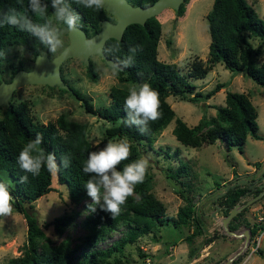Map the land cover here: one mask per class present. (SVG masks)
<instances>
[{"label":"trees","instance_id":"16d2710c","mask_svg":"<svg viewBox=\"0 0 264 264\" xmlns=\"http://www.w3.org/2000/svg\"><path fill=\"white\" fill-rule=\"evenodd\" d=\"M127 1L133 5L145 6L154 0ZM185 1L183 0L177 9H174L176 15L183 13ZM46 2L49 3V12H51L50 0H46ZM68 2L72 9L80 15L81 27L87 35L99 29L102 18L110 19L104 9L93 11L78 6L74 0H68ZM27 6L28 0H22V3H18L17 0H0V10L16 8L18 11H27ZM29 15H31L30 12ZM33 19L39 22L38 18L33 17ZM205 20L209 35L206 65L195 64L191 67L193 73H188V76L201 78L207 69L219 61L228 70L242 72L264 87V58L259 63L255 62L261 45H264V19L257 15L252 5L247 0H212L211 6L205 12ZM159 34L160 22L153 15L147 17L143 24L135 22L127 24L120 39L109 37L105 39L102 47V49H107L118 42L121 46L120 53H104L116 61L126 56L130 47L139 46L134 65L122 71L116 76V79L118 82H130L133 86L147 82L159 93L162 117L155 122H150L147 132L142 133L136 126H129L125 123L127 113L123 105L128 88L117 83L111 84L108 90L109 102L93 108L89 98L69 84L71 87L69 91L81 101L85 111L92 112L109 123L104 128V138L116 136L127 139L131 144L132 155L120 165V168L122 169L125 164L139 159V151L135 145L141 144L143 141L150 144L154 135L171 119H173L172 134L178 142L184 145L199 146L200 137L203 136L206 143L219 140L226 148L234 145L241 151L247 134L253 138L261 139L262 136L257 132L255 108L248 94L243 91L225 90L224 103L215 105V114L207 119L200 118L191 126H188L180 117L175 116L174 110L165 99L168 94L178 95L180 99L191 102L202 101L222 87L223 82H216L205 91L193 90L194 84L188 80L184 73L179 71L175 63L157 58L156 45ZM254 38L258 39L255 45L252 43ZM38 41L31 34L20 32L10 25L0 26V56L6 47L20 45L34 58L35 54L39 52ZM170 42V39L165 40L167 46ZM8 66L10 76L16 69L22 67L19 62L17 65L8 63ZM85 72L91 80H95L96 71L90 59L85 65ZM37 135L43 138L41 147L46 152L54 153L58 162L63 156L71 158L68 168L61 166L59 172L55 173L56 180L66 187L69 199L78 203L87 196L85 183L90 177L82 171V166L91 147L85 136V123L69 120L63 113H59L53 120L38 122L29 115L24 100L9 102L0 117V170L6 171L9 177L3 178L0 175V180H5L9 184L14 198V208L22 212L25 218L26 242L20 254L9 257L0 264H118L119 258L109 261L108 257L112 252L121 251L126 242L133 241L139 234L151 231L152 236H155V228L168 221L174 224L191 223L194 225L185 237L187 241L193 235L201 232L203 219L199 214H196L190 199L179 187L182 184L181 176L188 172L186 163L179 161L171 171H165V176L179 185L175 191L186 201L184 205L178 207L175 216L165 214L163 203L151 192L153 176L148 169L145 180L136 186L134 194L122 206L119 215L111 217L97 205L96 210L86 216V224L91 230L93 239L102 238L108 230L115 228L118 221L125 224L127 227L125 232L109 245L101 249L93 248L79 252H75V249L69 247L67 242H62L57 246L39 247L38 238L43 233L36 217L27 208L32 207L31 201L37 196L51 189L52 173H49L45 168L42 169L39 176L33 177L31 174L23 172L17 163L22 146ZM253 163L255 166L259 164L258 161H253ZM231 170L232 176L235 175L234 180L240 178L233 168ZM262 174H264V170ZM24 175H28L26 183H22L20 179ZM234 180L225 183L223 188ZM260 188L254 186L251 189L247 183H235L233 186H227L210 203L214 208L219 206V210L224 215L234 203L244 201L247 196L255 194ZM245 209L242 208L229 219L228 227L230 229L236 228L237 221ZM69 218V215L64 214L54 217L52 219L54 229L61 232ZM258 224L252 223L246 226L249 239L253 238L259 229L264 228L263 224ZM189 254L191 255L192 252ZM229 264H237V257Z\"/></svg>","mask_w":264,"mask_h":264},{"label":"rangeland","instance_id":"374dc122","mask_svg":"<svg viewBox=\"0 0 264 264\" xmlns=\"http://www.w3.org/2000/svg\"><path fill=\"white\" fill-rule=\"evenodd\" d=\"M257 15L264 19V0H247ZM212 0H186L184 11L176 15L171 7L164 8L156 15L160 22V34L156 45V56L165 62L176 64L180 72L184 73L188 80L194 84L193 90L205 91L216 82H223V86L215 91L209 98L191 102L180 99L178 95L168 94L165 99L174 110L175 116L180 117L188 126L195 124L200 118L207 119L215 114V105L224 103L225 90L243 91L248 94L253 104L257 122V132L262 136L256 139L246 135L242 149L224 144L215 140L206 143L203 136L200 137L199 146L193 147L178 142L172 134L173 119H171L158 133L150 144L141 142L137 144L139 159L149 161V170L152 172L151 192L164 205V213L175 216L179 206L185 204V200L176 191L179 185L165 176V171H171L179 161L186 163L188 172L181 176L180 188L188 196L196 214H199L201 222V235H193L188 243L194 250V254H200L197 264H221L228 256L233 254L243 243L244 236L227 234L220 224V210L214 208L210 201L220 192L224 184L235 179L230 176L232 168L242 178L259 177L264 170V87L256 83L242 72H232L225 68L221 62H216L207 69L201 78H193L188 73H193L191 67L195 64L206 65L207 44L209 41L206 27L205 12L211 6ZM111 19L113 16L109 15ZM170 39L169 46L165 40ZM67 43V32L64 35ZM258 39H252L253 45ZM38 51L47 49L40 41L37 43ZM260 53L255 62L264 58V45H261ZM48 50V49H47ZM59 51V50H58ZM51 57L55 54L47 52ZM0 79L10 78L8 63L22 68H30L33 64V56L20 45L6 47L0 56ZM96 71L95 80H91L85 72V64L76 56L64 59L61 64V73L64 80L78 89L89 98L93 108H97L109 102V86L118 85L130 88V82H118L116 76L110 71H105L107 64L97 54H90ZM25 101L28 113L33 120L46 122L53 120L59 113H63L67 119L79 123H85V136L87 137L91 151L99 150L111 141L125 138H104V128L109 125L107 121L92 112L85 111L81 101L76 99L69 90H63L56 85L40 83L23 84L16 88L8 98L9 102ZM6 105H0V117L3 115ZM90 151V152H91ZM253 161H258L257 166ZM253 171H249L250 167ZM3 178L8 173L0 170ZM179 183V182H178ZM32 207L27 208L37 219L43 233L38 238L39 247L57 246L67 242L75 252L104 248L122 235L127 227L121 221L116 223L114 229L108 230L102 238H95L86 224V216L91 208V198L87 195L80 202L74 203L69 199L66 187L56 180L55 173L51 175V189L37 196L31 201ZM239 217L234 230L243 233L246 226L252 223L258 224L257 215L261 214L264 220V196L253 201ZM214 211L215 217L210 215ZM69 215V220L63 225L61 232H57L52 224V219L58 215ZM260 223V222H259ZM263 224L264 223H260ZM259 225V224H258ZM193 224L182 225L168 221L158 225L155 236L152 232L139 234L133 241L126 242L121 251L112 252L109 261L119 258L118 264H172L173 245L176 248H184L186 235L190 233ZM259 242L254 249L253 239H248L243 250L236 255L239 264H264V228L259 229ZM155 237V238H154ZM212 242L207 246V242ZM230 241H235L231 246ZM26 242V222L19 210L14 208L11 216L0 217V263L9 257L20 254ZM253 252L248 256L250 251ZM199 250V251H198ZM235 257V258H236ZM179 264H181L179 262Z\"/></svg>","mask_w":264,"mask_h":264},{"label":"clouds","instance_id":"9594fccd","mask_svg":"<svg viewBox=\"0 0 264 264\" xmlns=\"http://www.w3.org/2000/svg\"><path fill=\"white\" fill-rule=\"evenodd\" d=\"M17 2L22 3V0ZM74 3L85 9L100 11L104 8L105 0H74ZM50 6L51 12L46 0H28L27 11H18L16 8L0 10V26L10 25L20 32L29 33L36 37L49 53L57 54L58 50L65 47V32L80 30L81 17L72 9L68 0H50ZM33 17L38 18L39 22ZM86 46L89 49L98 47L95 41H86ZM99 50L105 54H117L120 53L121 46L117 42L107 49ZM138 51L139 46L130 47L126 56L108 64L104 70L110 71L114 77L118 76L134 65ZM39 59L37 58L38 62ZM123 106L127 113L125 123L136 126L142 133L148 131L150 122L162 117L159 93L147 82L130 87ZM42 143V136L37 135L20 149L17 163L23 172L37 177L42 169L46 168L49 173H57L61 166L64 168L70 166V157L63 156L58 162L54 153L46 152L41 147ZM131 155V144L127 139L109 140L104 147L89 152L82 166V171L90 177L85 187L92 204L99 205L100 209L109 213L111 217L121 213L122 206L147 175L149 168L147 159H136L120 168ZM20 179L22 183H26L28 175ZM13 199L9 184L5 180H0V217L13 214ZM95 210V207L91 208V211Z\"/></svg>","mask_w":264,"mask_h":264},{"label":"water","instance_id":"95a60500","mask_svg":"<svg viewBox=\"0 0 264 264\" xmlns=\"http://www.w3.org/2000/svg\"><path fill=\"white\" fill-rule=\"evenodd\" d=\"M183 0H154L148 5H133L127 0H105L104 10L106 13L114 16V21H110L107 18H102L100 21V27L97 31L90 35L86 34V31L81 27L79 31L67 32V43L65 47L58 51L57 54L48 57L46 50L35 54L33 64L30 68H18L16 69L8 80H0V105H8V98L11 93L23 84L40 83L49 86L56 85L60 88L70 90V85L63 80L60 74V63L70 56L78 57L85 65L89 62L90 54H97L108 65L115 62L112 58L107 57L99 49H102L105 39L113 37L120 39L123 29L129 23L143 24L144 20L149 16H156L164 8L171 7L177 9L179 4ZM86 41H95L98 47L91 49L87 48ZM39 59V62L37 60ZM264 174L249 181L247 178H238L227 186H233L235 183H247L248 187L253 189L255 182L258 179H263ZM225 186L217 195L221 194L226 188ZM261 187L255 194L247 197L244 201H238L231 206L227 213L219 217L220 224L223 230L230 235L241 236L243 235V243L233 254L228 256L221 264H229L237 254H239L246 246L249 239L248 229L245 228L243 233L238 232L228 227L229 219L243 207L251 204L256 199L260 198L264 194V185L259 184ZM215 195L212 199H215ZM219 209V206L215 207ZM210 215L215 217L214 211H211Z\"/></svg>","mask_w":264,"mask_h":264},{"label":"crops","instance_id":"0c3cea01","mask_svg":"<svg viewBox=\"0 0 264 264\" xmlns=\"http://www.w3.org/2000/svg\"><path fill=\"white\" fill-rule=\"evenodd\" d=\"M255 168L252 166L250 167L249 171H253ZM236 173H238L236 171ZM229 175L232 176V172H229ZM249 179V178H247ZM248 197V196H247ZM212 205V204H211ZM213 206V205H212ZM223 215L220 211V216ZM194 227V225H193ZM202 228V227H201ZM158 231V226L155 228V234ZM201 233V232H200ZM198 233V234H200ZM201 235V234H200ZM155 238V237H154ZM187 242V240H186ZM212 242V240H209V242H207V246H209V244ZM231 246L234 244L235 241H230ZM176 245H173V250L172 252H169L168 254H175V256L172 257V264H179V262L181 264H197V260L199 259L200 254H194V250L190 248V243H186L184 248H176ZM199 251V250H198ZM189 252H192V254L190 255Z\"/></svg>","mask_w":264,"mask_h":264},{"label":"built area","instance_id":"2783aa9c","mask_svg":"<svg viewBox=\"0 0 264 264\" xmlns=\"http://www.w3.org/2000/svg\"><path fill=\"white\" fill-rule=\"evenodd\" d=\"M257 218H258V223L259 222L260 223H264V220L262 219V215L261 214H258L257 215ZM252 239L255 242L254 243V249H256L257 246H258V242H259V235H258V233ZM251 252H253V249L250 251V253L248 254V256L251 254ZM237 264H239V263H237Z\"/></svg>","mask_w":264,"mask_h":264},{"label":"flooded vegetation","instance_id":"af4514ba","mask_svg":"<svg viewBox=\"0 0 264 264\" xmlns=\"http://www.w3.org/2000/svg\"><path fill=\"white\" fill-rule=\"evenodd\" d=\"M110 15V14H109ZM111 16H113V15H111ZM114 17V16H113ZM108 19V18H107ZM108 20H110V21H114V19H108ZM44 50H46V54H47V52H48V50L47 49H44ZM48 55V54H47ZM49 57V56H48ZM61 64V63H60ZM26 69V68H25ZM60 70H61V67H60ZM60 74H61V72H60ZM11 77V76H10ZM61 77L63 78V75H61ZM64 80V79H63ZM66 82V81H65ZM258 177V176H257ZM257 177H252V178H250V179H248L249 181H252L254 178H257ZM259 184H264V178L263 179H258L256 182H255V186H258Z\"/></svg>","mask_w":264,"mask_h":264}]
</instances>
